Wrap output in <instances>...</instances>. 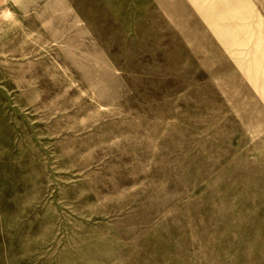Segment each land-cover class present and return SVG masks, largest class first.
Here are the masks:
<instances>
[{"label": "rangeland", "instance_id": "374dc122", "mask_svg": "<svg viewBox=\"0 0 264 264\" xmlns=\"http://www.w3.org/2000/svg\"><path fill=\"white\" fill-rule=\"evenodd\" d=\"M0 264H264V0H0Z\"/></svg>", "mask_w": 264, "mask_h": 264}]
</instances>
